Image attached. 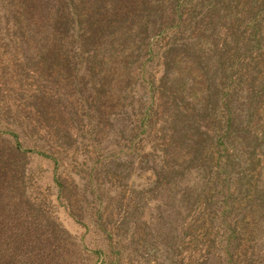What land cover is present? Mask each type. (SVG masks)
Returning <instances> with one entry per match:
<instances>
[{
	"label": "trees",
	"instance_id": "obj_1",
	"mask_svg": "<svg viewBox=\"0 0 264 264\" xmlns=\"http://www.w3.org/2000/svg\"><path fill=\"white\" fill-rule=\"evenodd\" d=\"M10 3L19 14L16 23L22 34L15 47L24 45L33 51V66L40 78L50 77L55 91L63 76L74 79L78 67L91 76L97 75L93 68L104 67L98 93L114 95L117 91L110 86L117 72L114 67L121 77L132 80L137 61L146 54L151 59L159 56L149 38L167 37V48L157 58L163 68L157 102H150L145 120L130 134L137 137L146 132L154 137L155 123L160 122V149L167 159L156 172L160 182L172 173L182 175L186 168L199 172L200 186L186 188L181 207L185 214L201 208L198 228L204 234L217 225L231 245L236 238L257 232V220L264 218V0ZM76 49L78 53H73ZM75 88L80 92L76 102L65 88L69 105L56 104L55 96L53 103L43 97L32 106L52 139L50 147L69 141L68 125L79 120L84 102L81 81ZM109 100L117 105L118 99ZM97 126L95 137L108 134L109 128ZM116 132L122 137L123 127ZM13 136L10 144L0 140V264H75L68 235L31 204L24 188L13 187L18 176L15 165L25 152L23 140ZM176 159L180 164L169 165ZM103 170L111 173L106 166ZM7 191L11 196L4 204L1 200ZM227 255L232 256L230 246Z\"/></svg>",
	"mask_w": 264,
	"mask_h": 264
},
{
	"label": "rangeland",
	"instance_id": "obj_2",
	"mask_svg": "<svg viewBox=\"0 0 264 264\" xmlns=\"http://www.w3.org/2000/svg\"><path fill=\"white\" fill-rule=\"evenodd\" d=\"M11 6L8 0H0V140L10 144L14 134L23 140L24 159L15 165L18 176L13 187L24 188L31 204L68 235L75 264H264V218L257 220L252 237L236 238L231 245L217 225L204 234L198 228L201 208L185 214L181 207L186 188L199 185V172L186 168L182 175L172 173L160 182L156 172L164 167L161 161L167 160L157 133L160 122L155 123L154 137L146 132L137 137L130 134L145 120L150 102H157L163 75L157 58L167 48L168 38H149L159 56L151 59L146 54L137 61L132 80L121 77L114 67L117 72L110 81L117 91L114 95L111 91L98 93L104 67L93 68L94 76L78 67L74 79L63 76L55 91L50 77L40 78L33 66V51L24 45L15 47L22 34L16 23L19 14ZM81 63L79 58L78 66ZM79 81L84 88L79 120L68 125L69 141L60 140L50 147L52 139L32 106L43 97L53 103L55 96L56 104L69 105L65 88L76 102L80 92L75 83ZM112 98L118 99L116 106L109 100ZM96 125L110 131L95 137ZM122 127L124 133L117 137L116 131ZM261 152L264 156V148ZM146 154L149 158L143 159ZM178 164L179 159L169 163ZM3 196L5 204L11 195L7 191Z\"/></svg>",
	"mask_w": 264,
	"mask_h": 264
}]
</instances>
